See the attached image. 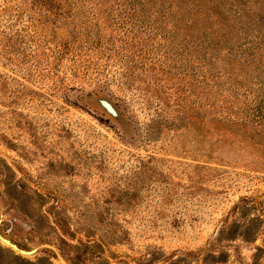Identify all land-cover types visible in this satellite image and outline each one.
<instances>
[{
  "label": "rangeland",
  "instance_id": "1",
  "mask_svg": "<svg viewBox=\"0 0 264 264\" xmlns=\"http://www.w3.org/2000/svg\"><path fill=\"white\" fill-rule=\"evenodd\" d=\"M258 41L264 0H0V264H264L259 94L216 51Z\"/></svg>",
  "mask_w": 264,
  "mask_h": 264
},
{
  "label": "trees",
  "instance_id": "2",
  "mask_svg": "<svg viewBox=\"0 0 264 264\" xmlns=\"http://www.w3.org/2000/svg\"><path fill=\"white\" fill-rule=\"evenodd\" d=\"M214 34V31H212ZM219 47L216 48V51L220 52L223 50H227V57L222 58V62H225L226 67L229 68V75L233 78L235 85L237 88H251L253 86L257 87V91L259 96L255 98L254 103L256 109L255 111L258 113L256 117L258 119L262 118V123L264 122V52L262 49L264 47L258 41L257 43L247 44L244 46H240L238 44L226 43L227 47ZM220 56V55H218ZM242 74H246L252 77V81H255V85L250 83L251 81H239L237 76ZM247 85V86H246ZM263 91V93H262Z\"/></svg>",
  "mask_w": 264,
  "mask_h": 264
},
{
  "label": "water",
  "instance_id": "3",
  "mask_svg": "<svg viewBox=\"0 0 264 264\" xmlns=\"http://www.w3.org/2000/svg\"><path fill=\"white\" fill-rule=\"evenodd\" d=\"M104 104H105V106H106L110 111H112V108H111V106H110L109 104H107V103H104ZM2 241L5 242L7 245H10L11 247L17 249V246L14 245L13 243H11L9 240H7V239H2ZM21 252L25 253L24 251H21ZM29 254H30V253H29Z\"/></svg>",
  "mask_w": 264,
  "mask_h": 264
}]
</instances>
